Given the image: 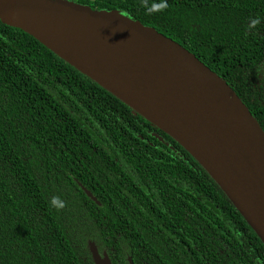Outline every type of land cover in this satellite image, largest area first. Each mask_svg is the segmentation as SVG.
Returning a JSON list of instances; mask_svg holds the SVG:
<instances>
[{"label":"trees","instance_id":"obj_1","mask_svg":"<svg viewBox=\"0 0 264 264\" xmlns=\"http://www.w3.org/2000/svg\"><path fill=\"white\" fill-rule=\"evenodd\" d=\"M73 1L182 46L264 132V0ZM89 242L112 264H264L259 239L179 145L0 23V264H93Z\"/></svg>","mask_w":264,"mask_h":264},{"label":"water","instance_id":"obj_2","mask_svg":"<svg viewBox=\"0 0 264 264\" xmlns=\"http://www.w3.org/2000/svg\"><path fill=\"white\" fill-rule=\"evenodd\" d=\"M0 23L31 36L172 139L264 247V132L221 77L153 27L116 10L73 0H0ZM88 251L93 264H112L94 243Z\"/></svg>","mask_w":264,"mask_h":264},{"label":"flooded vegetation","instance_id":"obj_3","mask_svg":"<svg viewBox=\"0 0 264 264\" xmlns=\"http://www.w3.org/2000/svg\"><path fill=\"white\" fill-rule=\"evenodd\" d=\"M261 71H262V74H260V75L258 76V78L254 79V82H255V84H256V85H254V87L257 86V83L259 84V83L262 81V75L264 74V69H261ZM263 79H264V78H263ZM263 81H264V80H263Z\"/></svg>","mask_w":264,"mask_h":264}]
</instances>
